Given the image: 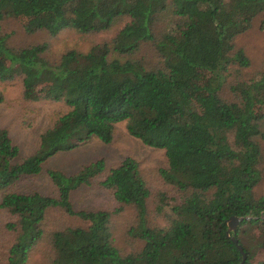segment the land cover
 Returning <instances> with one entry per match:
<instances>
[{
  "label": "trees",
  "instance_id": "trees-1",
  "mask_svg": "<svg viewBox=\"0 0 264 264\" xmlns=\"http://www.w3.org/2000/svg\"><path fill=\"white\" fill-rule=\"evenodd\" d=\"M259 15L264 29V0H0V82L19 78L25 101L67 108L40 136L36 152L20 161L19 148L0 128V209L15 218L5 229L16 233L6 264H27L44 237L51 264H264V197L253 194L261 181L264 72L229 85L235 101L220 96L229 70L250 65L234 40ZM8 18L28 34L50 36L101 33L128 21L110 41L50 61L47 43L7 45L1 23ZM142 44L151 45L160 67L135 58ZM118 123L145 146L164 151L167 168L160 175L179 199L169 206L166 228L148 224L150 192L132 158L114 168L100 159L70 176L48 170L56 197L21 188L56 153L93 136L110 144ZM95 180L121 207L134 209L129 233L144 242L140 252L122 255L113 245L110 213L74 208L71 193ZM160 204L159 212L164 196ZM53 209L87 226L45 236L42 225ZM231 217L243 221L227 235Z\"/></svg>",
  "mask_w": 264,
  "mask_h": 264
},
{
  "label": "rangeland",
  "instance_id": "rangeland-1",
  "mask_svg": "<svg viewBox=\"0 0 264 264\" xmlns=\"http://www.w3.org/2000/svg\"><path fill=\"white\" fill-rule=\"evenodd\" d=\"M263 15L257 16L248 31L234 40L236 48L244 50L250 60L246 69L236 72V67L229 70L226 83L221 90L222 99L235 101L229 85L239 80L257 79L264 72V29L261 28ZM128 20L117 21L110 30L101 33L80 34L72 30H64L56 36H50L45 31L26 33L20 22L8 18L1 23V31L7 35V45L11 48H25L47 43L49 52L47 58L54 61L71 49L86 53L97 44L108 42L125 25ZM135 58L142 61L147 68L160 67V59L150 44H142ZM21 79L0 82V94L4 100L0 104V128L8 131L13 145L19 148V161L33 155L38 149L40 136L53 125L60 114L66 112L63 103L49 100L28 102L22 96ZM264 131V125H263ZM114 140L106 145L97 137H91L86 143L70 150L56 153L42 165L41 174L35 178H28L21 182L25 186L43 195L57 196V190L47 175L48 170H57L70 176L82 167L100 159L105 161L107 168L118 166L125 158H132L139 164L140 174L146 182L150 192L147 201L148 224L151 227L166 228L172 217L170 207L178 203L179 199L172 187L165 184L160 170L167 168V161L163 150L145 146L140 140L126 133L125 124L118 123L114 129ZM232 141V135L229 136ZM262 159L259 163L261 181L254 188L256 198L264 197V140L259 141ZM161 196L165 197L162 211H158ZM71 201L76 210H103L110 213V229L113 245L122 255L135 254L141 251L144 242L134 238L129 231L136 225V214L131 206L121 207L113 198L110 191L102 188L97 180L89 187H82L71 193ZM121 208L117 211V209ZM15 218L5 210L0 209V264H6L7 250L15 242L16 233L5 229L7 223H13ZM87 223L75 217L66 215L58 209L50 210L42 228L45 236L67 227H83ZM238 228V227H237ZM53 252L49 242L44 237L29 254L27 264H51Z\"/></svg>",
  "mask_w": 264,
  "mask_h": 264
},
{
  "label": "water",
  "instance_id": "water-1",
  "mask_svg": "<svg viewBox=\"0 0 264 264\" xmlns=\"http://www.w3.org/2000/svg\"><path fill=\"white\" fill-rule=\"evenodd\" d=\"M243 221L242 218H237V217H231L228 221H227V235H229V233L231 232H235V230L237 229V227L239 226V224ZM233 242L235 244H237V240L235 238L232 239ZM239 251L242 254V258H243V262L245 261V254L242 250V248L240 246H238Z\"/></svg>",
  "mask_w": 264,
  "mask_h": 264
}]
</instances>
